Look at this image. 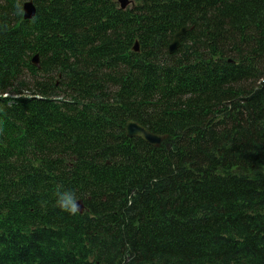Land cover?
I'll return each mask as SVG.
<instances>
[{
	"label": "trees",
	"instance_id": "obj_1",
	"mask_svg": "<svg viewBox=\"0 0 264 264\" xmlns=\"http://www.w3.org/2000/svg\"><path fill=\"white\" fill-rule=\"evenodd\" d=\"M31 1L0 0V264H264V0Z\"/></svg>",
	"mask_w": 264,
	"mask_h": 264
},
{
	"label": "water",
	"instance_id": "obj_2",
	"mask_svg": "<svg viewBox=\"0 0 264 264\" xmlns=\"http://www.w3.org/2000/svg\"><path fill=\"white\" fill-rule=\"evenodd\" d=\"M119 3L121 5V9L127 8L131 2L129 0H119ZM36 7L34 5V2L31 0H27V2L24 4V19L25 20H32L36 16ZM187 29L183 28L181 29L176 35L174 36L172 45L169 47V54L174 55L177 50L181 47V38L187 34ZM135 51L138 53L140 52V45H138V42L135 43ZM39 58L36 56L33 60L34 65L37 68H40L39 65ZM125 132L129 138H141L143 141H146L149 145L153 147L159 146L163 141L164 137L162 136H156L152 133H150L147 129L142 128L141 125H138L134 122H128L125 127ZM78 212L83 213L84 212V206L82 202H78Z\"/></svg>",
	"mask_w": 264,
	"mask_h": 264
},
{
	"label": "clouds",
	"instance_id": "obj_3",
	"mask_svg": "<svg viewBox=\"0 0 264 264\" xmlns=\"http://www.w3.org/2000/svg\"><path fill=\"white\" fill-rule=\"evenodd\" d=\"M55 203L61 211L67 212L68 214L74 215L78 211L79 206L76 203V199L67 192H58Z\"/></svg>",
	"mask_w": 264,
	"mask_h": 264
}]
</instances>
